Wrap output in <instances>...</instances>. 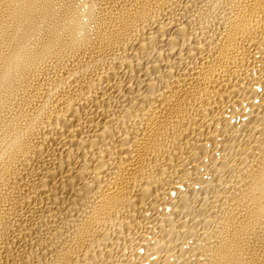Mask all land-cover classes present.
<instances>
[{"label": "bare ground", "instance_id": "6f19581e", "mask_svg": "<svg viewBox=\"0 0 264 264\" xmlns=\"http://www.w3.org/2000/svg\"><path fill=\"white\" fill-rule=\"evenodd\" d=\"M0 264H264V0H0Z\"/></svg>", "mask_w": 264, "mask_h": 264}]
</instances>
